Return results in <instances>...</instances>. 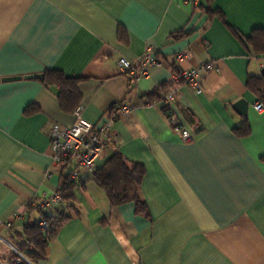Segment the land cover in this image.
I'll return each instance as SVG.
<instances>
[{"label": "crops", "instance_id": "0c3cea01", "mask_svg": "<svg viewBox=\"0 0 264 264\" xmlns=\"http://www.w3.org/2000/svg\"><path fill=\"white\" fill-rule=\"evenodd\" d=\"M256 30L264 0H0V264L11 257L10 229L39 219L26 206L61 183L49 130L71 126L75 107L62 109L58 86L36 78L50 70L83 79L76 107L94 125L114 106L130 107L112 125L116 150L97 164L119 153L143 165L151 217L133 203L112 206L87 178L46 257L31 264H264V110L248 86L264 69V45L249 41ZM148 49L161 65L147 77L119 72L121 58ZM210 63L217 68L201 73L202 93L177 81ZM164 85L160 101L144 104ZM169 91L175 121L163 112ZM240 100L247 116L234 108Z\"/></svg>", "mask_w": 264, "mask_h": 264}, {"label": "trees", "instance_id": "16d2710c", "mask_svg": "<svg viewBox=\"0 0 264 264\" xmlns=\"http://www.w3.org/2000/svg\"><path fill=\"white\" fill-rule=\"evenodd\" d=\"M122 33L120 30V34ZM249 41L256 49L261 45L263 46L264 31H254ZM36 78L40 79L46 86H58L61 108L66 110L69 106L72 107L73 105L75 113L78 109L76 106L80 102L79 84L83 81L82 78L70 77L58 70L47 71L44 75H38ZM248 86L257 94L260 101H264V75L259 78L251 77ZM169 88L170 86L164 85L149 93L144 104H153L156 101H160L162 99L160 93ZM163 112L169 120L173 121L169 116V107L165 106ZM238 131L247 135L250 132L248 123H244ZM145 175L146 169L143 165L129 162L119 153H115L102 167L97 168L92 178L98 186L105 190L112 206L133 203L136 214L150 218L148 205L141 192ZM84 187L85 183L71 180L69 176H62L59 189L56 192L61 196V201L50 208L56 212L53 216L44 214L46 210L38 208L44 201H33L26 206V211L37 213L39 219L29 221L20 230L10 229L9 239L11 245L27 259V261L20 259L18 264L36 263L38 260L46 257V250L50 241L57 235L62 225L71 218L69 209L76 199V190L83 189ZM42 223L46 224L45 228L42 227ZM10 254L9 260L19 259V256L11 249Z\"/></svg>", "mask_w": 264, "mask_h": 264}, {"label": "built area", "instance_id": "2783aa9c", "mask_svg": "<svg viewBox=\"0 0 264 264\" xmlns=\"http://www.w3.org/2000/svg\"><path fill=\"white\" fill-rule=\"evenodd\" d=\"M187 54L181 53L177 60H182ZM161 62L153 56L151 49H148L137 61H129L121 58L118 61V70L121 74L130 77L133 81L147 77L149 72L160 66ZM216 64H204L200 67L183 70L178 76L177 81L182 82L193 88L198 94L203 92V81L201 73L203 71L216 70ZM264 68V66H263ZM175 99V92L169 91L164 97L165 106L170 108L169 116L175 121V114L171 109V102ZM257 111L264 110V101H258L255 105ZM130 107L125 104L117 105L109 114V118L101 125H94L86 120L82 115V108L78 107L75 111V122L71 126H62L58 123L51 125L49 130L50 149L53 163L61 170V176H69L71 180L83 182L87 178H92L98 168V160L103 153L108 150H116L117 142L112 133V125L119 118L127 115ZM185 142L192 141L189 132L175 127ZM61 201L59 194L53 195L38 206L39 209L48 210ZM46 227L45 223L41 224ZM19 259H11L7 264H18L20 259L27 261L25 256L14 246L9 245Z\"/></svg>", "mask_w": 264, "mask_h": 264}, {"label": "water", "instance_id": "95a60500", "mask_svg": "<svg viewBox=\"0 0 264 264\" xmlns=\"http://www.w3.org/2000/svg\"><path fill=\"white\" fill-rule=\"evenodd\" d=\"M262 74L264 75V69L262 71ZM27 78H30V77H27ZM19 79H20V77H13V78H7V79H4V80L14 81V80H19ZM1 80L2 79H0V81ZM234 108L238 110L240 115L247 116L248 103L246 101H244V100L238 101L237 103L234 104Z\"/></svg>", "mask_w": 264, "mask_h": 264}]
</instances>
